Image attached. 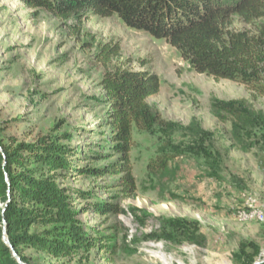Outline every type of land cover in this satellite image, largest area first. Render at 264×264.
Returning a JSON list of instances; mask_svg holds the SVG:
<instances>
[{"label":"rangeland","instance_id":"1","mask_svg":"<svg viewBox=\"0 0 264 264\" xmlns=\"http://www.w3.org/2000/svg\"><path fill=\"white\" fill-rule=\"evenodd\" d=\"M68 25L79 34L21 0H0V135L6 143L71 139L75 169L60 183L104 243L66 259L26 251L31 264L264 263V96L196 73L165 41L116 16L87 13ZM255 28L233 17V30ZM105 44L119 45L116 65L159 81L147 103L161 120L133 129L136 191L127 197L119 175L78 173L121 164L95 59ZM164 160L166 169H149ZM107 204L118 213L105 214Z\"/></svg>","mask_w":264,"mask_h":264},{"label":"trees","instance_id":"2","mask_svg":"<svg viewBox=\"0 0 264 264\" xmlns=\"http://www.w3.org/2000/svg\"><path fill=\"white\" fill-rule=\"evenodd\" d=\"M21 1L32 10L50 13L73 35L79 33L68 24L87 13L101 18L116 16L127 28L165 41L196 73L245 85L264 96V0ZM233 17L244 24H255V31L233 30ZM120 55L119 45L105 44L95 59L104 69L101 86L114 130L112 139L121 146L117 151L121 164L112 163L105 171L93 168L78 173L119 175L127 197L136 191L128 158L133 129L149 131L161 117L147 103L159 92L158 78L116 65ZM221 110L238 117L236 111ZM216 116L222 119L220 114ZM0 148V201L5 205L0 214V264H31L26 251L66 259L103 248V237L92 228L86 230L71 191L60 183L75 169L71 161L75 151L69 137L47 135L25 144L15 140L6 143L0 135ZM167 164L160 161L149 169L158 172ZM110 212L118 213L114 206L105 205L104 213ZM5 229L22 263L4 243Z\"/></svg>","mask_w":264,"mask_h":264},{"label":"water","instance_id":"3","mask_svg":"<svg viewBox=\"0 0 264 264\" xmlns=\"http://www.w3.org/2000/svg\"><path fill=\"white\" fill-rule=\"evenodd\" d=\"M0 150H1V148H0ZM3 241H4V243H5L8 247H10V249H11L12 252H13L14 257H15L20 263H22L20 257H19V256L17 255V253L15 252L14 247L11 245V243H10L8 237H7L6 229L4 230V238H3Z\"/></svg>","mask_w":264,"mask_h":264},{"label":"bare ground","instance_id":"4","mask_svg":"<svg viewBox=\"0 0 264 264\" xmlns=\"http://www.w3.org/2000/svg\"><path fill=\"white\" fill-rule=\"evenodd\" d=\"M158 248H160V249H161V247H159V246H158ZM161 259H163V260H164V262L167 264V262H168V261L165 259V257H164V256H162V257H161Z\"/></svg>","mask_w":264,"mask_h":264}]
</instances>
